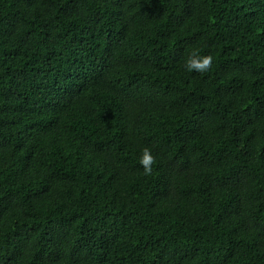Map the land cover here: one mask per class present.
I'll return each mask as SVG.
<instances>
[{"label":"trees","instance_id":"obj_1","mask_svg":"<svg viewBox=\"0 0 264 264\" xmlns=\"http://www.w3.org/2000/svg\"><path fill=\"white\" fill-rule=\"evenodd\" d=\"M0 264H264V0H0Z\"/></svg>","mask_w":264,"mask_h":264},{"label":"clouds","instance_id":"obj_2","mask_svg":"<svg viewBox=\"0 0 264 264\" xmlns=\"http://www.w3.org/2000/svg\"><path fill=\"white\" fill-rule=\"evenodd\" d=\"M213 56L211 54L203 55L198 51H193L189 54L188 58L184 61V68L188 72L205 73L211 67ZM154 156L149 147L141 149V155L139 156V163L143 168L144 174L149 175L152 172L154 164Z\"/></svg>","mask_w":264,"mask_h":264}]
</instances>
